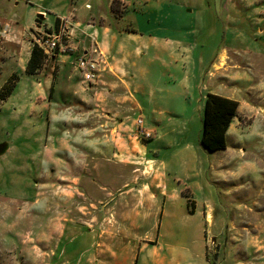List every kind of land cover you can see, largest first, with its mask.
I'll return each mask as SVG.
<instances>
[{
  "label": "rangeland",
  "instance_id": "1",
  "mask_svg": "<svg viewBox=\"0 0 264 264\" xmlns=\"http://www.w3.org/2000/svg\"><path fill=\"white\" fill-rule=\"evenodd\" d=\"M109 14L119 17L112 19ZM99 15L108 18L115 30H135L176 41L170 55L151 48L132 57L126 81L133 91L132 100L140 107L125 113L119 105L118 118L94 112L91 104L81 113V105L71 99L77 96L61 87L60 80L52 91L45 89L55 80L58 65L51 59L56 54L46 55L35 76L25 73L38 33L55 29L60 19L68 18L72 26L73 19L98 21ZM4 29L5 36L0 37V143L7 142L14 149L0 158V264H45L52 259L42 258L50 249L39 248L37 263L30 262L34 254L28 239L32 228L27 199L50 187L54 175H68L62 159L81 161L71 175L82 171L80 189L75 187L80 192V215L90 230L96 225L94 217L102 224L108 217L113 201L105 195L107 190L114 197L125 190L139 191L140 201L121 200L119 210H132L141 201L147 206L150 194L167 207L175 194L179 202L189 204L213 197L217 208L205 233L206 259L213 264H264V0H0V32ZM96 48L102 66L92 82L81 80L86 86L97 83L108 69L103 53ZM115 94L119 96V90ZM207 94L240 102L243 118L240 147L246 152L239 163L245 168L241 188L248 192L243 198L246 207L223 217L220 207L226 202V191H234L240 184L220 174L210 175V166L225 160L228 153L206 152L200 145ZM58 96L68 97V102H59ZM164 101L170 102L169 109ZM137 117L142 119L143 134L137 120L130 125ZM96 155L101 159L100 175L93 170ZM50 159L57 160L54 168L46 167ZM127 160L132 163L126 167L122 163ZM63 186L61 191H66L68 185ZM236 195L231 196L242 202ZM251 197L260 199V208H251ZM99 207L104 210L95 214ZM135 235L125 229L110 236L102 234L101 258L110 250L118 261L134 256L138 249L129 241ZM146 237L152 240V232Z\"/></svg>",
  "mask_w": 264,
  "mask_h": 264
},
{
  "label": "crops",
  "instance_id": "2",
  "mask_svg": "<svg viewBox=\"0 0 264 264\" xmlns=\"http://www.w3.org/2000/svg\"><path fill=\"white\" fill-rule=\"evenodd\" d=\"M96 6L98 7V5ZM85 7H89V3H86ZM117 17L119 15H113L109 18ZM39 18L43 19L44 17ZM93 19L90 22L87 21V18L82 20L73 19L72 26H70L73 32L71 38L73 52L65 55L56 54L51 59L53 63L58 65V69L55 74V80L52 78L45 89H51L53 84L60 80L63 83L61 87H66L68 92H72L73 96H77V99L74 97H71V99L77 105H81L79 108L81 113L85 107L87 108L91 104L94 112L105 113L108 118H118L119 105L124 108L125 113L130 112L133 108L138 110L140 107L138 103L132 100L133 91L126 81V75L129 70L128 64L132 63V57H138L140 52L149 51L151 48H156L159 52H165L170 55L174 51L173 47H175L176 41L168 36L145 35L135 30H115L110 26L109 19L100 15L98 21ZM92 46H96L101 50L106 59L108 69L101 74L97 83L86 86L82 83L81 76L74 67V62L79 56L88 52ZM169 59H171V56ZM117 90H119V96L115 94ZM167 95L170 96L171 91H167ZM47 96L46 101L50 102V96ZM67 99L68 97L62 98L58 96L59 102L60 100L68 102ZM164 102L166 103L164 106L169 109V106H171L170 102ZM236 102L238 103L237 115L232 120L226 134V149L222 150V152L228 154L225 160L219 161L209 168L211 176L220 174L231 179V181L232 179L233 181L236 180L240 184L237 188H234V191H226V202L221 204L220 207L222 209V217L234 214L238 210L240 212L241 207H246L244 206L243 198L248 194V192L242 191L243 189L241 188V181L245 179V168L243 164L239 163V159H241L240 156H243L246 150L240 147L243 145V138L241 133H239L243 129L241 127L243 118L240 117L241 113L239 112L240 102ZM137 119L139 118H135L130 124L131 127ZM237 126H240V129L237 130L238 133L237 131L233 133L234 131L232 130ZM232 138L234 140L231 141ZM144 147V145L140 146L142 152L145 151ZM262 148L264 149V146ZM13 149L14 146L10 152ZM112 150L114 151L113 148L109 151ZM132 150L130 149L128 152ZM99 152L102 153L101 150ZM116 155L122 158V154ZM96 156L97 158H94L93 161L94 171L102 167L101 159L98 155ZM106 161L111 162V159H106ZM56 162L57 160L50 159L46 163V167L54 168ZM60 162L63 167H67L68 175H54L52 178L54 181L50 184V187H47L42 194L36 192L32 199H27L28 221L29 226L32 228L28 239L29 242H32L31 250L34 254L30 262L37 263L36 250L45 248L50 249L51 252L50 254H43L42 258L52 256V259H47L45 264H104L101 260L107 264H213L206 259L205 234L208 232L207 228L212 225V216L217 208L213 197L202 198L199 203L190 201L191 203L189 204L188 202L184 203V201L179 202L178 194H175L170 197L173 204L167 207L165 204L156 202V197L150 194L146 198L148 200L147 206L141 201L132 210L127 208L119 210L117 204L121 200L135 199L140 201L139 191L133 193L132 189L125 190L114 197L107 190L105 195L109 197L110 201H113L111 207L107 210L108 217L105 218L103 224L101 220L100 223L97 222V218L94 217L96 225H94L95 228L90 230L89 227H85L86 223L80 215L81 207L79 206L80 202H78L80 192L75 187L78 185V189H80L83 179L82 171H79L77 175H71V169L78 170L81 161L62 159ZM148 162L145 161L144 163L148 164ZM127 163H132V161L127 160L122 164L127 167ZM216 171L221 172L218 173ZM96 174L100 175L98 171ZM63 184L68 185L66 186V191H61V188L65 187ZM231 185H234V183L231 182ZM140 192L142 193L140 196L143 197L144 191L140 190ZM233 193L238 194L236 197L240 196V201L242 202H238V198L233 199L231 196ZM59 199L62 200L60 205H58ZM251 200V208L261 207L260 199L251 197ZM95 210L96 214L104 209L99 207L98 209L95 208ZM101 224L105 226L103 232ZM144 225H147L145 232L142 231ZM12 226L14 227V225ZM86 229L90 231L87 232ZM117 229L120 231L125 229V231L132 233L134 231L136 235L131 237L129 244L132 247H137L138 250L134 256L129 254L123 261H118L116 253L112 254L111 250L108 256L102 259L101 236L104 233L106 234V232L110 236V233ZM161 230L170 233L171 238L167 234H163ZM148 232H152V240L147 239L146 235ZM139 239L141 240L140 243H138ZM145 240L151 243L155 242V244L141 243ZM110 242L112 243L113 240ZM226 244L224 243V245ZM108 246L110 247V243H108ZM52 249L56 251L54 252ZM53 256H56V258ZM55 259H59V261L56 260L58 262H54Z\"/></svg>",
  "mask_w": 264,
  "mask_h": 264
},
{
  "label": "trees",
  "instance_id": "3",
  "mask_svg": "<svg viewBox=\"0 0 264 264\" xmlns=\"http://www.w3.org/2000/svg\"><path fill=\"white\" fill-rule=\"evenodd\" d=\"M59 20L56 21V27ZM47 56L33 44L25 66V73L35 76L44 66ZM52 91V88H51ZM238 103L214 94H207L203 104L200 145L206 152L214 153L226 149V134L236 117Z\"/></svg>",
  "mask_w": 264,
  "mask_h": 264
},
{
  "label": "built area",
  "instance_id": "4",
  "mask_svg": "<svg viewBox=\"0 0 264 264\" xmlns=\"http://www.w3.org/2000/svg\"><path fill=\"white\" fill-rule=\"evenodd\" d=\"M44 16V15H43ZM68 19L59 20L58 26L55 29H49L46 32L38 33L35 38V44L43 51L45 55L50 54H70L73 52L72 48V29H70ZM5 29L0 32V37L5 36ZM95 46H92L88 52L77 58L75 62V69L80 74L84 83L92 82L96 78L98 68L102 66L99 58L100 54ZM136 125L140 133L142 130V120L139 118ZM146 136H149L146 134Z\"/></svg>",
  "mask_w": 264,
  "mask_h": 264
},
{
  "label": "water",
  "instance_id": "5",
  "mask_svg": "<svg viewBox=\"0 0 264 264\" xmlns=\"http://www.w3.org/2000/svg\"><path fill=\"white\" fill-rule=\"evenodd\" d=\"M12 148H13V146H10L7 142L0 143V158L3 157L4 155L10 153Z\"/></svg>",
  "mask_w": 264,
  "mask_h": 264
}]
</instances>
